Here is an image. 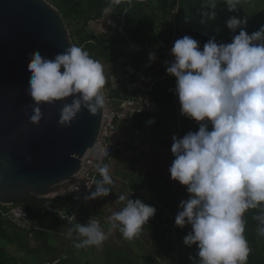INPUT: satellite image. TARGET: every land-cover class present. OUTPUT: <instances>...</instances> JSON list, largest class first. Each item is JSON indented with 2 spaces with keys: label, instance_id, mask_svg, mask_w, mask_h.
<instances>
[{
  "label": "clouds",
  "instance_id": "clouds-1",
  "mask_svg": "<svg viewBox=\"0 0 264 264\" xmlns=\"http://www.w3.org/2000/svg\"><path fill=\"white\" fill-rule=\"evenodd\" d=\"M123 2L108 0L104 13L110 16L111 6ZM241 3L224 0L229 11ZM211 7V12H201V23L215 19V3ZM246 24V18L235 16L226 21L232 32L240 29L227 44L213 37L201 49L190 36L177 39L171 48L173 60L166 66V73L175 78L171 91L180 114L198 125L196 131L172 137L174 159L169 167L171 180L188 193L179 204L175 226L191 228L183 242L197 247L195 257H189L192 264H247L251 248L244 233L249 210H260L253 218L259 222L258 234L264 236V26L248 34ZM30 57L28 92L34 102L30 123L41 122L42 104L70 97L71 103L60 109L61 126H70L82 109L94 116L104 108V68L84 48L71 44L53 59L39 52ZM148 59L150 66L157 56L152 52ZM146 123L151 126L155 119ZM97 170L101 179L85 202L112 192L108 166ZM118 200L124 206L112 212L107 232L93 218L69 228L68 237L75 234V247H99L114 230L128 241L142 234L156 208L126 194Z\"/></svg>",
  "mask_w": 264,
  "mask_h": 264
},
{
  "label": "trees",
  "instance_id": "trees-1",
  "mask_svg": "<svg viewBox=\"0 0 264 264\" xmlns=\"http://www.w3.org/2000/svg\"><path fill=\"white\" fill-rule=\"evenodd\" d=\"M46 1L61 14L73 44L88 51L107 72L123 62H131L134 67L144 63V77L154 80L147 94L157 104V108L155 111L136 115V123L140 131L162 133L161 139H165L166 134H169L170 141L174 135L183 137L189 131L198 130L196 122L180 114L178 99L171 91L175 86V78L166 73L167 62L173 60L171 48L175 41L187 35L197 40L201 49L213 37L217 43H230L233 36L240 31L237 29L236 32H232L226 26V21L233 16L247 19L245 30L248 34L264 26V0H242L235 11H229L224 0H132L131 4L124 0L118 6H111L110 16L103 11L109 6L108 0ZM213 3L216 5L215 19L206 18L207 22L201 23L203 19L201 12H211ZM92 23L98 27L95 31L92 29ZM130 44L141 48L136 51ZM149 50L157 56V60L150 66ZM152 118L155 119V123L147 125L146 122ZM142 137L141 132V143ZM158 182L146 181L149 187L143 192L139 184L135 185V197H141L144 203L148 200L156 201L168 209L175 226L179 204L188 198V193L178 198L170 187L162 183L157 184ZM44 201L43 198L24 200L14 205L22 207L26 219L32 225L43 228L40 223L48 214L42 206ZM47 201L56 208H69L70 197L65 193ZM7 210V205L0 204V264H31V261L35 262V258L30 256L33 255L29 248L31 239L41 230L33 232L26 227L18 226L6 215ZM259 214V209L249 210L245 214L247 223L244 235L251 248L247 264H264V236L258 234L259 222L253 218ZM163 217L162 210L156 211L155 216L145 225L151 236L150 246L154 248L156 254L151 262L159 264L163 253H167V257L173 259L171 254L175 252L178 261L176 264H192L189 257H195L197 247L195 245L188 247L183 242L184 237L191 231L190 226L183 229L175 226V235L171 236L169 231L170 237L167 238L164 235L166 230L162 229L161 225L163 222H169L170 218ZM47 261L33 264H43ZM67 261L68 259L64 258L56 264L68 263ZM84 264L91 263L86 261Z\"/></svg>",
  "mask_w": 264,
  "mask_h": 264
},
{
  "label": "water",
  "instance_id": "water-1",
  "mask_svg": "<svg viewBox=\"0 0 264 264\" xmlns=\"http://www.w3.org/2000/svg\"><path fill=\"white\" fill-rule=\"evenodd\" d=\"M73 44L59 11L46 0H0V204L12 205L66 192L96 140L101 110L81 111L70 126L58 124L72 98L42 104L30 123V54L53 59Z\"/></svg>",
  "mask_w": 264,
  "mask_h": 264
},
{
  "label": "crops",
  "instance_id": "crops-1",
  "mask_svg": "<svg viewBox=\"0 0 264 264\" xmlns=\"http://www.w3.org/2000/svg\"><path fill=\"white\" fill-rule=\"evenodd\" d=\"M104 73L107 79L110 71L104 70ZM136 125L138 127L137 123ZM141 132L143 134L142 143L137 147L131 146V130L123 128L116 135L118 150L112 161L107 165L114 181L113 185L109 186L112 192L107 197L97 198L96 210L100 215L98 222L105 232L110 227L109 218L112 212L118 211L124 206L118 200L119 195L126 194L129 195V199H137L135 197V185L139 184L143 192L149 187L146 181L152 183L159 181L157 184L162 183L170 187L178 198H182L184 194H187L185 186L170 178L169 167L174 157L170 151L172 141H170L169 134H166L165 139H161L162 133H153L148 130L147 132L141 130ZM99 179H101L100 176ZM138 199H141V197ZM145 203L149 205L150 201H145ZM71 206L72 203L69 202L68 207ZM88 221L87 217L79 214L72 223L66 225L55 215L48 213L40 223L43 230L36 233L31 239L29 248L34 256H30L34 257L35 262L38 263V261L51 260L63 254L67 255L68 264H78L77 255L75 254L77 247L74 249L77 242L75 234L70 239L68 230L76 223L87 224ZM137 238H140L144 243L148 240L151 241V236L145 226L142 234ZM132 243L133 240H125L118 230H114L101 246H91L89 249L94 252L93 259L99 258L96 254L98 249L106 254L102 257L103 264H131L130 261L137 257L133 251L135 248H133ZM83 249L86 251V248H78L79 251ZM123 254L124 257H121Z\"/></svg>",
  "mask_w": 264,
  "mask_h": 264
},
{
  "label": "built area",
  "instance_id": "built-area-1",
  "mask_svg": "<svg viewBox=\"0 0 264 264\" xmlns=\"http://www.w3.org/2000/svg\"><path fill=\"white\" fill-rule=\"evenodd\" d=\"M130 46L136 51L141 48L133 44ZM149 53L152 51L149 50ZM153 83L154 80L144 77V63L134 67L131 62H123L110 71L103 89L105 106L101 110V122L96 140L81 159L79 170L75 176L76 181L67 187L66 192L52 195L55 197L68 194L72 206L56 208L47 201L52 197H45L42 206L49 214L55 215L66 225L72 223L79 214L88 219L93 218L97 221L100 219L96 210L98 200L85 202V197L95 190V181L99 180L100 176L98 167L108 165L115 156L118 150L116 135L121 129L131 130L132 147L140 145L141 131L136 127V115L156 110L157 104L147 94ZM112 92L115 94L113 95ZM149 205L154 206L156 211L162 210L163 218H170L169 222H163L161 228L166 230L164 235L167 238L170 237V233L171 236H174L176 228L171 212L156 201H151ZM6 215L18 226L26 227L33 232L43 229L32 225L26 219V214L19 205H8ZM64 258H66L65 255H60L43 264H56Z\"/></svg>",
  "mask_w": 264,
  "mask_h": 264
},
{
  "label": "rangeland",
  "instance_id": "rangeland-1",
  "mask_svg": "<svg viewBox=\"0 0 264 264\" xmlns=\"http://www.w3.org/2000/svg\"><path fill=\"white\" fill-rule=\"evenodd\" d=\"M93 26V30L95 31L96 29H98L97 25L92 23ZM184 196V195H183ZM52 197V196H49ZM133 248H135L133 251L135 252V255L137 256V258L131 260V264H153V256H155V251L154 248H152L150 246V242L149 240L144 243L140 238H135L133 239V243H132ZM76 247H74L75 249ZM90 247L83 249L82 251H79L78 248L75 251V254L77 255V261L78 264H84L86 261H88L91 264H103L102 262V257H104V255H106L105 253H103L100 249H98V251L96 252L97 256L99 258L96 257V259H93V253L90 249ZM97 249V248H96ZM10 251V250H8ZM93 256V257H92ZM171 256L173 257V259L168 258L167 257V253H163L162 257H160L159 259V264H176L177 258H176V253L172 252ZM124 257V254L121 256ZM31 261V260H30ZM36 263L31 261V264ZM64 264H68V263H64Z\"/></svg>",
  "mask_w": 264,
  "mask_h": 264
}]
</instances>
